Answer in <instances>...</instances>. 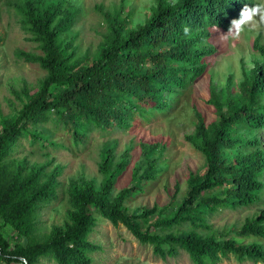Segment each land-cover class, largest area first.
<instances>
[{
  "label": "trees",
  "instance_id": "1",
  "mask_svg": "<svg viewBox=\"0 0 264 264\" xmlns=\"http://www.w3.org/2000/svg\"><path fill=\"white\" fill-rule=\"evenodd\" d=\"M255 4L256 0H181L174 7L168 0H156L151 18L136 30L127 31V21L117 18L120 21L111 26L109 43L87 66L77 64L63 41L79 11L71 3L64 10V0H42L40 8L28 7L26 29L42 44L44 56L37 60L48 76L21 111L5 120L0 131V165L23 138L41 140L46 146L47 140L31 130L34 125L54 120L80 144L94 130L129 128L131 121L146 110L165 109V93L184 89L204 75L207 66L203 60L214 54L206 45L209 29L228 31L243 7ZM255 48L264 59V44L256 42ZM240 94L243 101L223 103L221 95L212 91L209 104L219 117L215 128L210 129L204 117L197 116V130L187 139L203 152L205 165L189 176L186 196L171 210L154 207L138 214L124 206L155 179L152 168L110 203L107 195L115 174L109 170L106 156L104 193L100 197L81 195L84 207L78 226L43 243L28 238L25 231L33 227L32 202L37 195H45V189L33 192L31 180L17 178L5 183L0 178V216L18 230V238L24 239L9 250V242L0 233V258L17 264H38L45 257L58 264H91L89 253L95 245L88 240L93 225L86 208L93 205L114 226L123 225L163 259L184 251L193 264H219L230 257L239 263L264 264L261 245L241 244L230 238L231 234L264 238V210L230 233L215 232L207 223V217L219 209L258 203L264 190L259 179L264 173L263 144L258 139L235 136L240 128L264 130V105L260 104L264 69L253 70L251 78L241 84ZM183 225L192 230L173 231Z\"/></svg>",
  "mask_w": 264,
  "mask_h": 264
},
{
  "label": "rangeland",
  "instance_id": "2",
  "mask_svg": "<svg viewBox=\"0 0 264 264\" xmlns=\"http://www.w3.org/2000/svg\"><path fill=\"white\" fill-rule=\"evenodd\" d=\"M168 1L174 7L181 2ZM256 2L264 3V0ZM68 3L79 15L63 41L80 66L92 65L98 58L101 48L109 43L112 25L126 20L125 29L136 30L148 22L156 6V0H64V10L68 9ZM41 5L42 0H0V131L5 120L16 116L40 91L48 76V71L37 60L44 56L42 44L34 39L25 24L28 7L38 9ZM227 33L210 28L206 45L214 49V54L203 60L207 66L204 75L184 89L165 93V109L146 110L131 121L129 128L94 130L80 144L54 120L31 128L47 140L46 146L41 140L23 138L0 165V178L5 183L20 178L33 182V192L45 189V195H37L32 202L35 210L33 227L25 231L28 238L47 243L54 236L78 226L84 207L80 196L100 197L104 193L106 156L110 159L109 170L115 174L107 195L110 203L123 189L136 184L149 168L155 172V179L124 206L140 214L154 207L171 210L181 203L189 190V176L205 165L203 152L187 137L195 134L198 115L204 117L210 129L215 128L219 120L214 106L209 104L212 91L221 95L223 103L241 102V84L251 78L254 69H264V59L255 48L256 42L264 44V26L255 31L245 30L236 40L221 39ZM260 104L264 105V95ZM235 136L258 139L264 147V130L240 128ZM155 146L158 149H154ZM259 179L264 183V173ZM86 209L93 225L88 240L95 245V250L89 253L91 264H193L184 251L172 258L156 256L152 246L139 242L123 225L114 226L93 205ZM263 210L264 190L258 203L244 208L219 209L207 217V223L215 232L230 233ZM146 226L148 224L144 228ZM190 230L187 225L173 229L176 232ZM17 231L0 216V233L9 242V250L24 241L18 238ZM230 238L241 244H259L264 249V238H239L233 234ZM0 264L17 263L0 258ZM38 264L58 263L45 257ZM219 264L254 263H239L230 257Z\"/></svg>",
  "mask_w": 264,
  "mask_h": 264
},
{
  "label": "clouds",
  "instance_id": "3",
  "mask_svg": "<svg viewBox=\"0 0 264 264\" xmlns=\"http://www.w3.org/2000/svg\"><path fill=\"white\" fill-rule=\"evenodd\" d=\"M264 26V3H257L254 6L245 5L239 14L238 19L231 21L227 35L221 39H239L245 30L255 31Z\"/></svg>",
  "mask_w": 264,
  "mask_h": 264
}]
</instances>
